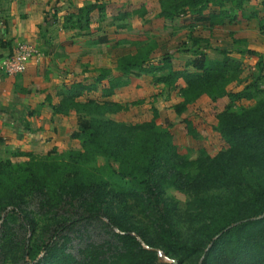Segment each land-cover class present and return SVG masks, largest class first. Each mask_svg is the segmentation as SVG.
Returning a JSON list of instances; mask_svg holds the SVG:
<instances>
[{
	"label": "trees",
	"instance_id": "16d2710c",
	"mask_svg": "<svg viewBox=\"0 0 264 264\" xmlns=\"http://www.w3.org/2000/svg\"><path fill=\"white\" fill-rule=\"evenodd\" d=\"M146 6H134L131 14L143 16ZM158 6L161 18L193 16L189 33L205 23L213 28L252 19L264 29V0H159ZM94 9L93 4L75 8L63 18V28L90 29ZM98 9L101 14L104 6ZM191 38L185 53L193 58L183 65H175L169 54L152 62L154 45H149L116 58L119 76L101 68L92 81L65 85L59 102L49 107L52 115H76L70 138L79 149L63 155L53 149L45 156L16 150L10 157L23 161L0 159V264H163L159 253L173 260L164 264H264V99L232 110L262 92L258 80L264 67L256 81L229 93L240 81L242 63L224 50L210 60L201 39ZM134 73L149 75L168 90L182 81L175 106L181 117L201 98H229L215 127L225 150L210 156L202 149L191 160L178 152L170 131L156 124V112L151 121L132 125L113 119L129 109L112 97ZM100 85L99 99H89ZM182 123L196 137L188 119ZM168 190L190 199L185 212ZM63 210L77 217H61ZM92 220L105 222L108 240L69 251L67 230Z\"/></svg>",
	"mask_w": 264,
	"mask_h": 264
},
{
	"label": "rangeland",
	"instance_id": "374dc122",
	"mask_svg": "<svg viewBox=\"0 0 264 264\" xmlns=\"http://www.w3.org/2000/svg\"><path fill=\"white\" fill-rule=\"evenodd\" d=\"M59 2L61 4L55 7L56 13H54L53 17H56L54 22H57L59 19L60 23L62 22L61 27H59L62 31L58 29L57 25L54 31L55 34L60 33L56 37V40H58L57 54L61 57L65 55V58L62 60L61 58H56L55 63L59 70L64 68V63L67 64L68 67L66 65L65 67L71 76L70 82L81 80L92 81L98 75L97 70L104 66L112 70V77L119 76L114 69L116 66V59L114 57L128 53L129 51L135 52L137 48H144L149 45H154V51L150 59L152 62H158L164 54H169L175 58V65L180 63L183 65L192 57L189 53H185L186 48L190 47L186 44L189 40L188 37L199 38V35L205 32L202 33L204 29L201 27H196L197 29L194 32L188 33L189 29L187 30V27L193 22L191 15L181 14L174 19L159 17V0H62ZM69 3L71 6H69ZM88 4L95 6L91 14L90 29H64L63 18L67 13L71 14L75 11V8ZM140 4H147L145 14L143 16L131 14L133 7ZM103 6L104 10L100 14V9L98 8ZM245 7L247 10L253 9L252 5L246 4ZM62 11H65L66 15L62 18L57 17L58 15L56 14ZM124 13H128V16L125 18L121 17ZM252 29L260 31V34L255 32V34H251V39L256 40L253 44L248 46V44L242 43L241 40H237V35H232L231 37L232 40L234 39V42L232 41L225 46L229 50L233 49L236 52L235 54H237L236 58L242 63L240 81L228 87L229 93L241 91L245 86L256 81L260 68L264 67V29L260 28L258 24L256 27L252 26ZM257 37H259V40H257ZM103 38L108 40L109 45L103 43L91 45L92 40L99 41V39ZM215 39H222L223 42L225 35L222 36L218 33ZM117 42L123 43L119 44V46L115 45L109 54L108 48ZM218 43L215 44L214 41H211L213 46L221 48L222 45L220 44L222 43ZM69 45H72L70 49ZM249 47L253 50L248 49ZM253 53L255 55H251ZM210 54L212 57L213 53L210 52ZM68 56L72 58H70L71 64L69 63ZM260 60L263 62L260 63ZM73 62L75 63L73 64ZM127 80L128 84L126 86L115 90L112 100L121 104H130L129 109L117 115H112L113 119L132 125L143 121H151L154 112H156L158 115L156 124L170 131L176 142L178 152L188 156L191 160L196 159L202 149L210 156H214L219 151L225 150L226 145L215 127L217 124L216 115L223 111L230 103L229 98L225 97L217 102L201 98L188 106L181 117L175 112V106L180 102L178 89L183 85L182 81L178 82L177 87L168 90L163 85L154 84L151 81V76L145 74L137 75L134 73ZM106 83L104 81L103 85ZM258 86L262 92L257 93L255 99L237 102L233 105L232 110L237 111L239 108H250L258 100L264 99V76L258 80ZM101 87L102 85L98 89V94L89 96V99H99ZM84 100L85 97L81 98V101ZM132 103L135 104L131 105ZM70 117L72 118V122L66 126L68 127V132H73L77 118L73 112ZM183 118L188 119L194 132H196V137H192L187 133L185 124L182 123ZM13 128L14 134L12 137L0 135L1 160L23 161L24 159L21 158L10 157V153L16 150L32 152L37 156H45L46 153L53 149L56 151L54 154L60 155L65 154L69 150L79 149V143L72 140L69 135V137L66 136V138L60 139L59 144L50 148L49 146L46 147L45 143L46 139H50L52 134H46V138L41 136L40 132L35 135L33 133L27 134L29 131L26 132V128H24L20 120L19 122H15ZM17 134L21 138H15ZM27 136L29 137L27 138ZM25 145L28 148H23ZM103 163V159L99 158L98 164L101 165ZM167 194L174 198L180 204V209L185 212L184 210L187 208L186 204L190 202V199L174 190H168ZM60 214L61 217L67 218L70 221L77 217L72 210L68 212L63 210L60 211ZM67 231H69L68 237L70 238L67 246L68 250L72 253L77 252L87 242L99 244L110 237L108 234L109 229L103 220L81 222ZM22 235L19 232V236ZM172 261L161 253L158 254L159 263H171Z\"/></svg>",
	"mask_w": 264,
	"mask_h": 264
},
{
	"label": "crops",
	"instance_id": "0c3cea01",
	"mask_svg": "<svg viewBox=\"0 0 264 264\" xmlns=\"http://www.w3.org/2000/svg\"><path fill=\"white\" fill-rule=\"evenodd\" d=\"M60 4L58 0H0V60L12 55L18 43L27 44L41 52L39 60L32 58L27 62L23 74L8 77L0 73V135L12 137L14 134L13 126H15V122H19L20 120L24 128H26V132L29 131L27 134L33 133L35 135L40 132L41 136L45 138L46 134H52L50 139H46L45 143V146H49L50 148L59 144L60 139L66 138V136H70L72 133L71 131L68 132V127L66 126L72 122L71 114L65 117L52 115L49 107L50 104L59 102L62 89L65 85L71 83V76L65 67L67 64L64 63V68L59 70L55 63L56 58H61V60L65 58V55L61 57L57 54L58 40H56V37L60 33L55 34L54 31L56 25L58 29H61L59 27H61L62 22L60 23V19L54 22L56 17H53L54 13H56L55 7ZM69 6H71L70 3ZM56 15L62 18L66 13L62 11ZM50 19L52 20L50 21ZM191 19L193 21V16ZM226 22L222 26L213 28L208 27L206 23L205 26H200L204 29L202 33L205 31L199 35L201 39L200 45L203 46L202 50L210 60L220 58L219 50L229 52L232 57L236 58V52L233 49L229 50L225 47L232 41L234 42V39L232 40L231 37L232 35H237V40H241L242 43L249 46L256 41L251 39V34H260V31L252 29V26L256 27L257 25V20L255 19L238 25ZM218 33L222 36L225 35L223 42L222 39H215ZM188 38L189 40L186 44L191 47L193 39L191 37ZM258 38L257 40H259ZM104 39L106 41L103 44H108V40ZM211 41H214L215 44L218 42V44L222 43L220 44L222 45L221 48L213 46ZM95 42L97 41L92 40L91 45H95ZM121 43L123 42L111 45L108 48L109 54L115 45L119 46ZM71 46L69 45V49ZM192 47L196 48L195 45ZM248 49L252 48L249 47ZM210 52L213 53L212 57L210 56ZM191 56L193 58V55ZM117 57L118 55L114 58L116 59ZM70 58L71 56H68L69 63L71 64ZM103 68L107 67L104 66ZM183 86L184 84L181 87ZM74 128L76 130V123L74 124ZM15 138L19 139L21 137L17 134ZM25 147L28 148L26 145L23 148Z\"/></svg>",
	"mask_w": 264,
	"mask_h": 264
},
{
	"label": "built area",
	"instance_id": "2783aa9c",
	"mask_svg": "<svg viewBox=\"0 0 264 264\" xmlns=\"http://www.w3.org/2000/svg\"><path fill=\"white\" fill-rule=\"evenodd\" d=\"M32 58L39 60L41 58V52L27 44L18 43L12 55L0 60V73L8 77L23 74L27 62Z\"/></svg>",
	"mask_w": 264,
	"mask_h": 264
}]
</instances>
